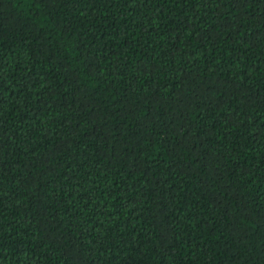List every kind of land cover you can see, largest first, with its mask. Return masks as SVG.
Returning <instances> with one entry per match:
<instances>
[{
  "label": "trees",
  "instance_id": "trees-1",
  "mask_svg": "<svg viewBox=\"0 0 264 264\" xmlns=\"http://www.w3.org/2000/svg\"><path fill=\"white\" fill-rule=\"evenodd\" d=\"M0 264H264V0H0Z\"/></svg>",
  "mask_w": 264,
  "mask_h": 264
}]
</instances>
